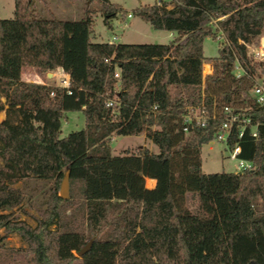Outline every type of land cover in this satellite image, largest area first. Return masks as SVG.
<instances>
[{
  "label": "trees",
  "instance_id": "16d2710c",
  "mask_svg": "<svg viewBox=\"0 0 264 264\" xmlns=\"http://www.w3.org/2000/svg\"><path fill=\"white\" fill-rule=\"evenodd\" d=\"M90 1L105 25L127 15L108 0ZM135 14L177 37L132 57L91 41L88 8L76 20L42 19L33 0H14L13 18L0 20V211L22 203L17 183L48 186L35 228L0 214V229L27 244L16 251L24 261L18 264H264V107L242 97L262 73L248 47L264 36V0H172ZM219 34L217 56L204 58L203 40ZM205 62L214 72L203 77ZM235 64L241 78L232 74ZM57 69L69 75L70 94L24 80H46ZM210 71L203 66L204 74ZM201 104L210 112L214 107L219 119L229 106L256 126V138L247 127L238 140L234 127L227 141L230 149L240 145L239 157L253 170L202 171L201 149L214 140L218 121L183 132L185 115ZM68 112H82L84 128L61 137ZM141 135L156 153L113 154V136ZM67 169L70 198L64 200L59 190ZM146 178L155 181L153 189Z\"/></svg>",
  "mask_w": 264,
  "mask_h": 264
},
{
  "label": "rangeland",
  "instance_id": "374dc122",
  "mask_svg": "<svg viewBox=\"0 0 264 264\" xmlns=\"http://www.w3.org/2000/svg\"><path fill=\"white\" fill-rule=\"evenodd\" d=\"M114 4H118L124 11L131 13L132 19L113 18L110 23H113V32L108 30L103 25V16L100 12L99 5L92 3L90 0H33V10L37 17L42 19H58L69 21L80 19L84 11L88 8L92 11L93 18V33L92 39L99 43H106L111 40L114 35L120 38L116 42L119 49L128 51V48H134V55H141L144 45L146 44H167L171 41L166 31H156L152 27L142 21L134 10L144 5H152L156 0H110ZM169 2L170 0H164ZM14 16V0H0V20H9ZM127 25V28L124 25ZM100 34V35H98ZM261 38H264L261 37ZM260 38V39H261ZM259 39L258 46H261ZM218 40H213L207 37L202 42V55L204 58H214L218 54ZM262 73L260 78H264V59L261 62ZM232 74L235 78H241L243 72L237 68V64L233 67ZM48 75V74H47ZM202 76L203 66H202ZM24 80L37 81L35 75H25ZM48 84H56L55 79L50 76L42 79ZM249 91L243 94V98L250 97ZM4 101V100H2ZM1 119V116H0ZM84 128V116L82 112H68L64 115L61 121V137L67 136L69 133L79 131ZM147 144L149 150H157L144 136L138 138L132 137H112L109 140L110 148L114 155H119L127 151H137L139 146ZM157 152V151H156ZM202 171L205 174L212 173H232L234 162L229 159V151L220 143L212 142L206 144L201 149ZM1 165V160H0ZM21 190L23 193V201L18 208L12 211H0V214L12 213L19 221H23L30 225L31 228L37 226L36 219H41L42 212L46 210L47 188L48 186L42 183L26 181L19 182L13 186ZM145 187L146 182H145ZM149 189V188H147ZM192 209L195 208V202L189 201ZM27 244L21 240L16 234H6L3 229H0V264H18L24 262L22 257L17 254V250H26Z\"/></svg>",
  "mask_w": 264,
  "mask_h": 264
},
{
  "label": "built area",
  "instance_id": "2783aa9c",
  "mask_svg": "<svg viewBox=\"0 0 264 264\" xmlns=\"http://www.w3.org/2000/svg\"><path fill=\"white\" fill-rule=\"evenodd\" d=\"M170 0L169 2H171ZM164 0H156V4L158 6H162L164 3H169ZM170 8V7H168ZM132 17L131 14L127 15V18L130 19ZM126 28V24L124 25ZM223 39V35L219 34L217 36V40L221 41ZM118 41V36L114 35L112 39L108 42V44H115ZM248 55L254 62H261L264 59V44H261L259 48L256 47H248ZM108 63V60H105ZM237 68L238 65H237ZM240 69V68H239ZM241 70V69H240ZM242 71V70H241ZM48 75L55 79L56 84H52L57 88L65 89L68 94H70V77L68 74L64 73L62 69H57L54 73H48ZM47 75V76H48ZM37 81H34L41 85H48V83L41 80L39 76H35ZM114 77L119 80V72L116 71ZM250 97L254 101V103L260 107H264V78H258L254 81L252 88L250 89ZM109 108L116 107L115 101H109L107 103ZM157 108L154 107L155 111ZM222 114L224 117L219 119L217 117V113L215 108L210 111L206 108L204 104H201L199 107L190 108L187 115L184 117V127L183 132H188L191 126H196L200 128H206L208 124L212 121H218L215 126V134L214 140L211 142H217L223 144L226 149L229 151V159L234 162L233 171L234 174H241L242 172H246L249 170H253L254 166L251 162H247L239 157L241 153V147L239 144H236L234 148L230 149L227 146L228 138L230 137L233 128L235 127L238 130L237 139H241L243 137L244 131L247 127L251 128V136L253 138L257 137L256 126L252 125L251 120L246 115H240L237 111L232 109L229 106L222 107Z\"/></svg>",
  "mask_w": 264,
  "mask_h": 264
},
{
  "label": "crops",
  "instance_id": "0c3cea01",
  "mask_svg": "<svg viewBox=\"0 0 264 264\" xmlns=\"http://www.w3.org/2000/svg\"><path fill=\"white\" fill-rule=\"evenodd\" d=\"M111 4H114V3H112L110 0H108ZM114 5H118V4H114ZM120 6V5H119ZM121 7V6H120ZM138 9V8H137ZM136 9V10H137ZM136 10H134L133 12H134V14H135V11ZM128 14H131V13H129V12H127V15ZM127 15L126 16H124L123 18H124V20L125 19H128L127 18ZM116 18H120L119 16H117ZM130 19H132V17L130 18ZM129 19V20H130ZM73 20H76V19H73ZM103 25L105 26V28L106 29H108V30H111L112 32H113V23H108V25H105L104 23H103ZM127 26V25H126ZM127 28V27H126ZM98 35H100V34H98ZM168 36L171 38V41L169 42V43H167V44H170V43H172L174 40H175V38L177 37V35H176V33H174V32H168ZM91 41L92 42H94V43H99L98 41H95V40H93L92 39V36H91ZM110 40H107L106 41V43H108ZM118 41H120V38L118 37ZM117 42V41H116ZM116 42H115V47H116V50H115V54L116 55H122V54H125V55H129V56H132V57H142V56H145L146 54H147V47H148V45H151V44H146V45H144L145 47L143 48V51H141L142 53H141V55H134V53H135V49L134 48H128L127 50V52L126 51H124V50H122V49H119L118 48V46L116 45ZM260 42H261V44H264V38H261L260 39ZM103 43V42H102ZM105 43V42H104ZM205 65H208V66H210L211 67V71H210V73L209 74H204L205 76L204 77H206V76H210V75H212L213 74V72H214V68H213V65L212 64H210V63H203V65L202 66H205ZM0 116H1V119H0V122L1 121H3L4 119H5V112H1L0 113ZM141 136H144V135H141ZM138 137H140V136H136V137H132V138H138ZM144 139H145V136H144ZM145 143V140H143L142 141V145H140L139 146V149L140 148H147V144H144ZM209 144H212V142H210ZM223 145V144H222ZM148 149V148H147ZM149 150V149H148ZM151 152H154V153H156V151L157 150H155V151H153V150H150ZM202 160V159H201ZM148 180H150V181H152L154 184H153V187L152 188H149V189H153L154 187H155V181L154 180H152V179H149V178H146L145 179V182L146 181H148Z\"/></svg>",
  "mask_w": 264,
  "mask_h": 264
},
{
  "label": "water",
  "instance_id": "95a60500",
  "mask_svg": "<svg viewBox=\"0 0 264 264\" xmlns=\"http://www.w3.org/2000/svg\"><path fill=\"white\" fill-rule=\"evenodd\" d=\"M31 1V0H29ZM49 76V75H48ZM69 169H67L63 175L62 181H61V185H60V190H59V197L64 199V200H68L70 198V191H69ZM96 239V237H92L87 243L86 245L78 252L76 253V256L78 258H81L84 254H86L94 240Z\"/></svg>",
  "mask_w": 264,
  "mask_h": 264
}]
</instances>
